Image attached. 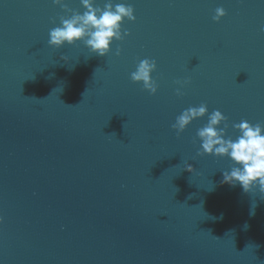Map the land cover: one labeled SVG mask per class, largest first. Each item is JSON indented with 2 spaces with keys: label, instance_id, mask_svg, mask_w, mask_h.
Returning a JSON list of instances; mask_svg holds the SVG:
<instances>
[{
  "label": "water",
  "instance_id": "obj_1",
  "mask_svg": "<svg viewBox=\"0 0 264 264\" xmlns=\"http://www.w3.org/2000/svg\"><path fill=\"white\" fill-rule=\"evenodd\" d=\"M109 2L136 19L100 57L84 41L49 46L71 17L53 0H0V264H264V194L222 183L229 157L197 156L216 110L225 139L264 126V0L93 6ZM144 59L155 95L130 78Z\"/></svg>",
  "mask_w": 264,
  "mask_h": 264
},
{
  "label": "clouds",
  "instance_id": "obj_2",
  "mask_svg": "<svg viewBox=\"0 0 264 264\" xmlns=\"http://www.w3.org/2000/svg\"><path fill=\"white\" fill-rule=\"evenodd\" d=\"M53 3L61 6L65 12L71 13L70 18L61 16V26L50 31L48 44L56 49H60L65 43L74 45L77 41H84L92 54L104 57L110 52V45L113 40L121 41L129 35L127 31L123 35L121 34V24L124 19L127 18L128 21L133 22L136 19L134 8L123 3L113 7V4L109 2L102 9L94 7L93 0H81L83 8L86 9L82 15L69 9L64 0H53ZM226 14L224 8H217L212 19L218 23ZM120 52L121 49L117 48L115 54L119 56ZM62 59L67 60V57L64 56ZM156 68L155 60L144 59L139 62L136 71L131 74L130 78L133 83L142 82L143 90L155 95L158 85L152 79L151 74ZM176 83L184 87L190 83V80L176 81ZM176 95H183L179 88ZM207 114L208 107L206 104L190 107L183 111L172 125L177 137L185 131L192 121L203 118ZM222 123L224 127L219 128ZM227 127V118L219 110L214 111L208 117L207 125L197 132V136L202 141L201 150L197 152V156L229 157L236 166L232 167L230 172L225 171L223 173L222 183L233 187L239 184L245 193L251 192L253 187H258L260 193L264 194V135H262L264 126L259 123L252 125L247 121L233 125L240 133L235 141L231 138H224ZM186 170L194 171L191 165H187ZM0 223H2V218H0Z\"/></svg>",
  "mask_w": 264,
  "mask_h": 264
}]
</instances>
